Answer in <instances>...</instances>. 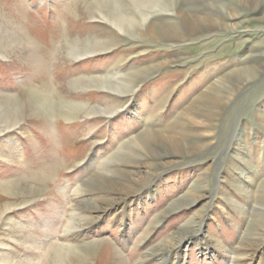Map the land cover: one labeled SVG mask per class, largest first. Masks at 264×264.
I'll return each instance as SVG.
<instances>
[{
    "label": "rangeland",
    "instance_id": "374dc122",
    "mask_svg": "<svg viewBox=\"0 0 264 264\" xmlns=\"http://www.w3.org/2000/svg\"><path fill=\"white\" fill-rule=\"evenodd\" d=\"M146 129L191 151L83 191ZM263 223L264 0H0V264H264Z\"/></svg>",
    "mask_w": 264,
    "mask_h": 264
},
{
    "label": "bare ground",
    "instance_id": "6f19581e",
    "mask_svg": "<svg viewBox=\"0 0 264 264\" xmlns=\"http://www.w3.org/2000/svg\"><path fill=\"white\" fill-rule=\"evenodd\" d=\"M177 1L184 2L186 0H177ZM235 17L236 16H232L233 19ZM118 22L120 24H121V22L123 23V21L120 19L118 20ZM120 24H119V26H120ZM124 24H126V23H124ZM205 26H207L205 21H199L198 19H196L193 21L191 28L195 29L193 32H199ZM119 29L122 30L121 28H119ZM158 67H160V66L159 65H156V66L150 65V66L144 67L143 69H136V70H132L129 72L122 73L119 76H116V78H115L116 80L114 82H116V84H118L116 87H113L112 83L101 82L99 80H97L96 82L100 85L101 88L109 90L113 94H117V95L122 96V95H125V94L130 92V89H131V86H132L134 80L144 77L146 74L151 73L153 70H155ZM260 72H261L260 70L255 69V68L254 69L249 68V69H244L243 71H240V73L242 74L241 82H243V81L247 82V81L253 80ZM241 82H239V84ZM228 88H229V86H228ZM216 94L219 95V98L217 96H208L207 98L209 99L210 104L212 103L213 106L218 107L220 104V101H221L220 98H223V94L220 92H217ZM194 106H195V104H194ZM213 112H214L213 108H208L206 113H202V114L201 113H194V116L192 117V118H194L193 120H192V118L190 119L189 117H186L185 114H184V116L182 114L181 117H183V119L180 118V119L176 120L175 123H182L183 124L184 121H190V122H194V124H200V125L204 124L205 125L207 123L208 119L211 118V114H213ZM179 120H182V122ZM182 135H183L182 133H177V132H173L171 134L170 133H157V132H153L149 129L148 130L146 129L136 139H133L131 142H129L127 144V146L129 145V147H127V152H124L125 153L124 155L119 156L116 159L117 164L125 166V167L129 168L130 170L110 171L109 176L103 175V176H99V177H96L93 179H89L88 181H86L83 184V186H82L83 191L88 190L91 192H94V191H96V192H105V191L106 192L107 191L108 192H116L119 188H122V186L124 185L120 181L121 179H123V180H128V179L134 180V178L139 177L140 174L137 173L134 169L138 167V165H136V162L142 158L141 157L138 158L137 155L134 154L133 149H131V148H132V146L138 147L139 149L144 150L147 153L155 155L154 152L151 150V148L147 144L148 140L151 141L152 143H155L156 145L161 146L162 150L165 153H167L168 155H175V154H178L180 152H188L190 150V147H186V145L183 144V140L181 139ZM194 150H195V148H194ZM158 158H160V157H158ZM147 166H149V164ZM116 177L117 178L119 177L121 179L120 180L118 179V181H116L117 180ZM121 193H123V191ZM108 203L111 204L112 202H108ZM110 204H108V206H110ZM87 210L92 211V213L97 211L96 206H94L92 203H90L89 206H87ZM91 221H92V218H91ZM87 225H89L88 222H85V226H87ZM72 228L73 227L67 228L66 232L69 233ZM158 261H159V264H166L167 258L165 256H162L159 258Z\"/></svg>",
    "mask_w": 264,
    "mask_h": 264
}]
</instances>
